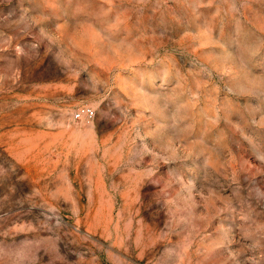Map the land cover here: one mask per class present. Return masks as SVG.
Listing matches in <instances>:
<instances>
[{"label":"rangeland","instance_id":"374dc122","mask_svg":"<svg viewBox=\"0 0 264 264\" xmlns=\"http://www.w3.org/2000/svg\"><path fill=\"white\" fill-rule=\"evenodd\" d=\"M0 264H264V0H0Z\"/></svg>","mask_w":264,"mask_h":264},{"label":"built area","instance_id":"2783aa9c","mask_svg":"<svg viewBox=\"0 0 264 264\" xmlns=\"http://www.w3.org/2000/svg\"><path fill=\"white\" fill-rule=\"evenodd\" d=\"M94 116V110L88 106H81L73 111L72 118L74 120H89Z\"/></svg>","mask_w":264,"mask_h":264}]
</instances>
